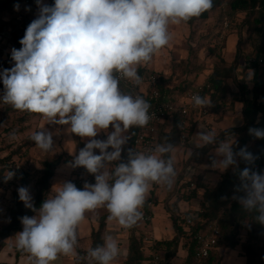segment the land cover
Returning a JSON list of instances; mask_svg holds the SVG:
<instances>
[{
    "label": "clouds",
    "instance_id": "1",
    "mask_svg": "<svg viewBox=\"0 0 264 264\" xmlns=\"http://www.w3.org/2000/svg\"><path fill=\"white\" fill-rule=\"evenodd\" d=\"M36 4L38 14L20 39L21 48L11 49L13 66L0 71L4 87L0 100L17 111L38 114L47 124L68 125L70 133L87 138L70 166L83 167L95 179L85 182L83 189L71 181L54 185L53 195L38 210L29 189H17L19 200L36 214L20 218L23 230L15 245L35 264H54L60 255H75L78 227L86 213L105 208L109 220L131 228L142 217L140 209L152 185L171 187L175 162L172 156L163 158L173 152L171 144H157L151 154L130 151L128 163H119L112 171L106 166L121 158L127 142L124 133L147 126L152 118L151 104L143 96L123 93L120 78L141 84L138 69L169 45L170 26L200 17L213 8V0H54L51 5L36 0ZM192 101L197 108L211 105L199 94ZM105 131L106 140L96 138ZM249 133L264 139V129L250 128ZM196 137L197 147L217 143L212 131H200ZM31 139L42 152L53 149L52 132L44 126ZM235 143L232 138L219 142L216 154L221 159L213 162L214 167H238V158L249 164L255 161L246 146L234 151ZM14 175L9 170L4 178ZM239 176L241 207L264 225V174L245 167ZM103 241L87 250L88 264H113L119 256L112 235Z\"/></svg>",
    "mask_w": 264,
    "mask_h": 264
},
{
    "label": "trees",
    "instance_id": "2",
    "mask_svg": "<svg viewBox=\"0 0 264 264\" xmlns=\"http://www.w3.org/2000/svg\"><path fill=\"white\" fill-rule=\"evenodd\" d=\"M225 1L213 0V8L198 18L208 19L210 13L223 5ZM46 2L51 5L54 0H46ZM20 3H23V0H0V33L2 35H5L9 22L3 21L1 14L4 11L13 9L15 5L20 6ZM32 4L37 6L36 0H32ZM228 5L232 15L238 12L245 13L240 26L242 29L245 28L249 33V37L253 38L254 53L244 55L240 47L241 39H239L235 58L230 65L226 66L218 48H214L212 51L218 55L220 60L207 77L206 82L210 85V88L206 90V94L211 100V112H219L222 108L228 105L233 106L234 103L239 101L241 103L242 123L223 129L221 133L217 134L216 144L197 147L193 146V144L194 132L198 121L191 119L190 124L187 126V138L183 141V144L192 148L187 158L188 168L193 165L203 164L205 160L213 164L215 161L213 149L218 146L220 141L229 139L231 136L236 137L234 139L236 141L233 146L234 151H239L240 148L246 146L247 151L251 152L256 159L249 164L238 158V167H229L221 174L214 185H210L203 180L195 183L193 189H189L191 180L183 181L182 195L180 199H177L176 207H178L179 200L190 201L196 197L198 198V206L187 214H183L177 209L176 211L171 210L170 218L175 232L174 236L170 239H157L152 247L155 252L163 254V264H172L180 249L186 251L185 259L181 264L192 263L196 246L195 234L209 229L210 225L213 224L220 230L216 247L211 251L209 257L203 259L199 264H222L223 254L221 250L227 248L235 249L236 247H240V254L244 256L245 264H264V225L255 219V213L245 212L237 199L244 195V192L240 190V171L248 167L252 171L264 174V139H258L249 133L250 128L264 129V0H229ZM28 25L24 27L27 28ZM20 39V34L14 35V40L18 46H20ZM242 59L243 65L240 64ZM3 64V69H9L13 66L8 67L9 65L6 61ZM240 66L242 67L241 71L238 70ZM138 72L142 80L153 74L158 76L157 87L161 93L159 102L167 100L171 102L177 101V98L173 97L174 89L169 87L168 79L164 74H158L155 71L144 73V69L141 68L138 69ZM229 79L232 80L237 90H233ZM119 86L127 90L128 94H131V89L127 88L121 81ZM139 86L140 84L135 85V88L138 89ZM189 89V87L181 88L180 97L185 96ZM3 92L4 87L2 82H0V97H2ZM229 95L233 96L231 102H228ZM12 109V107L8 108L6 106V110ZM34 116L39 115L23 112L20 120L26 123ZM181 120L182 117L178 114L167 116L165 121L171 122L172 128L166 139L163 137L164 144H169L167 140L171 139V135L176 131H180L179 123ZM141 129L135 126L130 128L125 144V152L118 163H122V160L126 157L128 145L139 134ZM33 143L35 142L33 141ZM170 144L173 147V142ZM21 148L16 147L4 152L0 147V161L5 165L15 161L23 164L26 172L20 187L23 186L29 189L33 197L34 207L38 210L42 202L49 196L52 180L59 166L62 163H72L75 156L69 153H61L55 158L44 159L35 182V188L32 190L29 187V183L36 175L32 172L30 162H28L24 153H21ZM169 156H171V153L166 154L163 158L167 159ZM118 163L115 164L111 171L114 170ZM3 171L1 170L0 172V178L3 175ZM185 173L186 170L183 174ZM18 188L5 195L10 200L11 205L6 210V223L3 226L0 225V252L6 245V239L23 230L20 218L25 215L31 217L36 214L33 210L26 208L23 202L19 200ZM167 209L170 211L169 207ZM140 211L142 214H153V209L147 204V200H145ZM105 224V217H102L99 227L93 230L91 234L92 245L90 248L103 244ZM129 229L128 253L125 264H149L150 257L146 255L143 246V233L139 236L137 235L139 232L133 226ZM242 230L245 232L243 239L241 238ZM85 264H88V261Z\"/></svg>",
    "mask_w": 264,
    "mask_h": 264
},
{
    "label": "rangeland",
    "instance_id": "3",
    "mask_svg": "<svg viewBox=\"0 0 264 264\" xmlns=\"http://www.w3.org/2000/svg\"><path fill=\"white\" fill-rule=\"evenodd\" d=\"M228 1L226 0L223 5L219 6L216 10L212 11L208 19L193 18L187 23H181L179 25L170 26V32L172 39L168 46L161 49L158 53L153 56V59L147 65H143L139 68L144 69V73L155 71L156 73L164 74L168 79V85L174 89V94L180 95L181 88L189 87L190 89L194 85L206 82L207 77L213 71L214 66L219 62L220 58L212 50L218 48L220 56L224 59V64L230 65V63L235 58V54L238 48V41L241 39L240 47L244 55L254 53V40L249 37V33L240 26V22L245 16V13L238 12L232 15V12L229 8ZM44 3L49 4L46 0H43ZM30 9V10H28ZM17 14L25 13L30 17L31 21L36 18L38 14V7L36 5H25L20 3ZM14 13L11 10L4 11L1 14V19L3 21H8L9 25L5 32V35L0 33V71L4 68V61L8 63V67H11L14 62L11 61V49L21 48V45L18 46L14 40V35H9V26L11 25L12 17ZM228 22L229 26L225 27V23ZM26 27V26H25ZM20 28L19 32L21 38L25 33L23 31L26 28ZM4 36V37H3ZM218 53V52H216ZM240 64L243 65V59L240 61ZM242 67L238 68L241 71ZM243 73V72H242ZM247 79V78H246ZM233 90H237V87L234 85L231 79H229ZM121 91L125 94H128L127 90L122 89ZM232 95L228 96V102H231ZM6 106L9 108L10 105L3 104L0 100V147L4 152L16 147H22L21 153H24V156L30 162V168L32 172L36 175L34 176L29 183V187L33 190L35 188V182L38 177V173L41 169V163L44 159L55 158L61 153H67L68 146L70 144L69 136L75 143L76 146V155L80 149H82L87 143V138H81L72 134L68 131V125H51L47 124L46 126L50 129L53 135V149L48 152H42L39 148L35 146L33 140L31 139L32 134L40 129L41 123L46 122L41 116L31 117L30 120L26 123L21 122L20 117L23 112L12 110H6ZM205 124V131H212L217 134L221 133L223 129L242 123L241 120V103L238 101L233 104V106L228 105L222 108L219 112H211V115L208 117V122H201ZM108 131H111L109 128ZM130 129L124 133L128 137ZM108 132H101L96 137L100 140L107 139ZM231 136L229 138H232ZM236 137L232 138L235 139ZM162 139H164L162 137ZM166 141V140H165ZM72 142V143H73ZM163 144L165 143L162 140ZM167 142L170 144L173 142V152L171 156L174 159V167L176 175L174 177L171 187L163 186L160 189L162 190L160 195L161 199L167 197L164 203L160 202L154 206L155 219L153 220L154 225H158L159 228L169 227L168 218L164 209L168 211H176L181 209L179 203L182 201L181 206H184L185 209L189 208V211H183V214L193 211L194 208L198 206V198H192L190 201L183 199L179 200L178 207H176L177 199H180L182 195V186L184 180H192L195 183L199 181H207L210 185H214L221 174L225 170H221L218 167H214L213 164L205 160L203 164L193 165L188 168L187 158L189 152L187 146L183 144L181 140V132L176 131L171 135V139ZM124 147V145H123ZM112 149H109L111 151ZM95 154H99V150H94ZM213 155L215 156V161L221 159L217 156L216 148L213 149ZM75 155V156H76ZM120 160V159H119ZM113 161L107 163L110 165L109 171L118 163V161ZM186 170V173L184 171ZM75 174H80L83 172L87 175L86 178H82L81 181L90 182L94 179L93 175H90L86 169L83 167L74 168ZM62 171L59 170L57 174L58 179L61 177ZM56 179V178H55ZM77 179V178H75ZM57 180L54 182L56 183ZM0 225L3 226L7 220V208L11 205L10 200L4 195L0 196ZM172 197L174 202H169V198ZM176 197V198H175ZM200 197V196H199ZM188 204V206H187ZM165 205V206H164ZM188 207V208H187ZM143 223L141 220L133 226L135 230L139 232L137 235H142L144 238L151 239V242L143 240L144 251L146 255H149L151 251L146 248L153 247V244L157 241L152 234H147L144 232V229L139 228V224ZM146 230V229H145ZM147 231V230H146ZM245 232L242 230L241 238H244ZM130 234V229H128L127 236L125 237V244L128 245V236ZM165 236L162 237L164 239ZM166 236L165 239H167ZM240 250V247H238ZM237 247L235 248L238 249ZM153 251V250H152ZM233 250H229V253H232ZM184 250H180L179 254L173 259L172 264H181L184 261ZM228 253V254H229ZM226 253L223 256H228ZM11 258V257H10ZM224 264V261H222Z\"/></svg>",
    "mask_w": 264,
    "mask_h": 264
},
{
    "label": "built area",
    "instance_id": "4",
    "mask_svg": "<svg viewBox=\"0 0 264 264\" xmlns=\"http://www.w3.org/2000/svg\"><path fill=\"white\" fill-rule=\"evenodd\" d=\"M23 4L31 5L32 0H23ZM15 7L12 9L14 13L11 25L9 26V35L12 36L19 32L20 28L28 25L31 22L30 17L25 13L17 14L18 12ZM19 13V12H18ZM229 23H225V27H228ZM120 81L129 89H131V95L134 97L139 95L143 96L150 104V119L147 126L143 127L139 134L133 139V141L128 145L126 150V157L122 160V163H128L129 152L138 153L145 152V154H151L157 144H162L161 137V125L165 122L168 115L178 114L182 117L179 123V128L181 132V140L184 141L187 138V126L190 124V120H197L200 122H208V117L211 115L210 106L204 108H197L194 106L192 97L194 95L206 96V90L210 88L207 82L194 85L189 89L185 96L177 97V101H161L160 90L157 87L158 76L153 74L147 79H144L140 84L139 88H135V84L132 82L120 78ZM119 162V161H118ZM119 164V163H118ZM3 171V175L0 178V196L8 195L14 189L22 185V179L25 175V168L23 164L19 161L11 162L7 165L0 161V172ZM11 170L15 173L11 180H5L4 176L7 172ZM195 187V182L191 180L189 184V189ZM188 189V190H189ZM147 204L152 207L153 200L147 199ZM143 223H148L152 220L151 214H142L140 219ZM220 235L219 228L213 224L210 225L209 229L205 231H199L195 234L196 246L194 251V261L190 264H199L203 259L209 257L211 251L216 247L217 239ZM145 241L151 242V239L144 238ZM149 264H163V254L161 252L152 251L149 255ZM64 264V263H61Z\"/></svg>",
    "mask_w": 264,
    "mask_h": 264
},
{
    "label": "crops",
    "instance_id": "5",
    "mask_svg": "<svg viewBox=\"0 0 264 264\" xmlns=\"http://www.w3.org/2000/svg\"><path fill=\"white\" fill-rule=\"evenodd\" d=\"M141 86H143V83ZM175 95L176 94H173V97H175V98L180 97V95H177V96H175ZM179 99H181V98H179ZM43 126H44V130L50 131L49 126H48V128L46 126V122L41 123L40 128ZM171 128H172V123L165 121L161 125V129H160L161 137H164L166 139V137L169 135V133L171 131ZM205 128H206L205 124L198 121V123L196 125L195 132H194V144H193V146H196V144L198 142V139L196 137L197 133L200 131H205L206 130ZM70 139H71V137L69 136L68 142L70 141V144H69L66 152L69 153L70 155L75 156L76 155V146H75V143ZM185 149L188 150L189 154L192 151V148L188 147V146ZM124 150H125V145L123 147L122 155L125 152ZM122 155H121V158H122ZM70 165H71V163H62L59 166V168L57 169V173L53 177L49 196L53 195L52 189H53L54 185H59V184H62L64 182H68V181L73 182L79 189H83L85 182L81 181V179L86 178L87 175H85L83 172L76 175L74 172V168L71 167ZM106 166L109 170L110 165L107 164ZM59 170L62 171V175H61V177H59L60 179H58V177H57ZM75 178H77V179H75ZM56 180H57V182L54 183ZM87 183H95V179H92V181L87 182ZM160 187L162 188L163 186L159 185V184H153L152 187L150 188V191L146 197V200L151 199V200H153V203H154L152 206V209H153L152 220L148 223H140L139 228L144 229L145 233L147 232L148 234H152L155 239H162L163 236H165V238H166V236H168L167 239H170L174 236V233H175L173 228H172V221L170 218V213L166 209H164L166 212V216L168 218L169 227L167 226L165 228H161V227L159 228V226L154 225V222H153V220L155 219L154 206L160 202L164 203V201L167 199V197H163L161 199V195H162L161 191L162 190L160 189ZM160 193H161V195H160ZM168 200H169V202H172V201L174 202L175 199L172 200V197H171ZM181 203H182V201L179 203V205L181 207L180 212L189 210L188 207H187L188 209H185V207H184L185 205L181 206ZM187 206H188V204H187ZM108 216H109V213L107 212V210L105 208L97 209L95 212L86 213L85 220L78 227L75 255H71V256L60 255L58 257V259L54 262V264H61V263H64V264H85V262L87 261V257H86L87 250L92 245L91 234H92L93 230H95L99 227V224H100L102 217H105V221H106L105 229H104V237L106 235H112L116 239V241L119 245V249H120V254L116 258V260L113 261V264H125V260H126L127 253H128V245L125 244V240H126L125 237L127 236V232H128L129 228H123L122 226H120L118 224L117 221L109 220ZM18 233H16L14 236H11L8 239H6V245L4 246L2 251L0 252V264H35L34 259L31 258L29 253H27L26 251H22V250L17 249V247L15 245V238H16ZM146 249L151 251V252L153 250L152 247H150V248L148 247ZM180 250H183V249H180ZM229 250L230 251L233 250L232 253H229ZM184 253H185L184 256H186V251ZM221 253L223 254V256L225 253H226V255L229 253L227 257L226 256L224 257L225 258L223 260L224 264H245V258L243 255L240 254L239 248L236 250L227 248V249L221 250Z\"/></svg>",
    "mask_w": 264,
    "mask_h": 264
}]
</instances>
